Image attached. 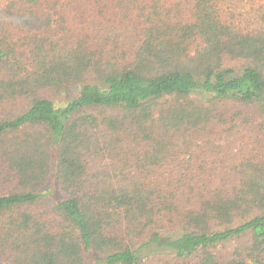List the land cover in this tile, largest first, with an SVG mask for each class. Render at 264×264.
Listing matches in <instances>:
<instances>
[{
  "label": "trees",
  "instance_id": "obj_1",
  "mask_svg": "<svg viewBox=\"0 0 264 264\" xmlns=\"http://www.w3.org/2000/svg\"><path fill=\"white\" fill-rule=\"evenodd\" d=\"M171 3L0 0V264H264V6Z\"/></svg>",
  "mask_w": 264,
  "mask_h": 264
},
{
  "label": "rangeland",
  "instance_id": "obj_2",
  "mask_svg": "<svg viewBox=\"0 0 264 264\" xmlns=\"http://www.w3.org/2000/svg\"><path fill=\"white\" fill-rule=\"evenodd\" d=\"M172 1L171 7L173 10L179 9L182 12L190 7L191 0H170ZM218 3L222 9L233 13L235 16L240 18H250V16L255 13L256 10L264 6V0H218ZM59 11L64 14V18L68 25H87L92 20V13L90 7L85 5L82 7L73 8L71 5L63 4ZM130 45L136 48L139 42L136 40L123 39L118 43V46L122 49H128ZM117 46V47H118ZM108 49L112 47L108 44ZM120 66V65H118ZM58 98H61L58 97ZM217 146L222 150L220 158L224 162H229V158L233 160L239 158L240 156H254L257 157L259 152H261L262 145L256 142L254 136L247 133L246 136H234V135H220L219 139H216ZM230 148L231 152L226 154V150ZM154 264H160L159 262H154Z\"/></svg>",
  "mask_w": 264,
  "mask_h": 264
}]
</instances>
